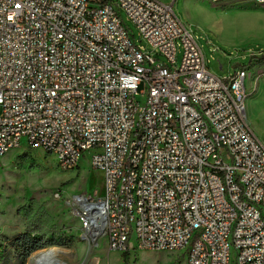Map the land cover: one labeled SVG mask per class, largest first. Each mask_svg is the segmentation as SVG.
Here are the masks:
<instances>
[{
  "label": "built area",
  "instance_id": "1",
  "mask_svg": "<svg viewBox=\"0 0 264 264\" xmlns=\"http://www.w3.org/2000/svg\"><path fill=\"white\" fill-rule=\"evenodd\" d=\"M253 66L215 75L174 2L0 0V156L28 145L73 170L88 154L102 188L66 203L114 251L264 264Z\"/></svg>",
  "mask_w": 264,
  "mask_h": 264
},
{
  "label": "rangeland",
  "instance_id": "2",
  "mask_svg": "<svg viewBox=\"0 0 264 264\" xmlns=\"http://www.w3.org/2000/svg\"><path fill=\"white\" fill-rule=\"evenodd\" d=\"M161 1L174 2L178 16L194 31L215 75L229 77L238 67L252 63L255 74L264 70V4L250 0ZM122 17L140 43L136 27L124 13ZM252 54L257 55L255 62ZM250 82L249 78L248 120L251 117L258 132L252 128L264 143V82L255 87ZM101 188L102 172L91 167L88 154L73 170L63 169L55 154L28 145L0 156V264H32L34 255L51 248L59 250L62 264H124V253L110 249L105 238L88 239L66 203L74 195ZM29 227L46 241L57 238L65 243L40 249L27 260L20 259L17 239ZM128 264H186V259L183 251L136 248L130 251Z\"/></svg>",
  "mask_w": 264,
  "mask_h": 264
},
{
  "label": "trees",
  "instance_id": "3",
  "mask_svg": "<svg viewBox=\"0 0 264 264\" xmlns=\"http://www.w3.org/2000/svg\"><path fill=\"white\" fill-rule=\"evenodd\" d=\"M63 239H57V238H50L44 240L38 234H36V231L32 228H27L24 233L19 235L17 239V255L20 259L27 260L33 253L36 251L53 246V245H61L64 244ZM124 256V264H128V259L130 256V251H127L123 254Z\"/></svg>",
  "mask_w": 264,
  "mask_h": 264
},
{
  "label": "bare ground",
  "instance_id": "4",
  "mask_svg": "<svg viewBox=\"0 0 264 264\" xmlns=\"http://www.w3.org/2000/svg\"><path fill=\"white\" fill-rule=\"evenodd\" d=\"M217 11H219V10H217ZM254 98H256V97H254ZM248 121H249V124L251 126H253L255 128V130H257V132H258V128L255 126V123L253 122V120L251 119V117H249V120ZM93 238H96V237H91L90 236L89 237V240H94ZM59 256H60V254H59V250L58 249L51 248V249H48V250H43V251H40L38 254H36V255H34L32 257V264H55L57 262L60 263L62 261L60 260ZM63 264H66V263H63Z\"/></svg>",
  "mask_w": 264,
  "mask_h": 264
},
{
  "label": "water",
  "instance_id": "5",
  "mask_svg": "<svg viewBox=\"0 0 264 264\" xmlns=\"http://www.w3.org/2000/svg\"><path fill=\"white\" fill-rule=\"evenodd\" d=\"M55 264H62V263L57 262V263H55Z\"/></svg>",
  "mask_w": 264,
  "mask_h": 264
}]
</instances>
